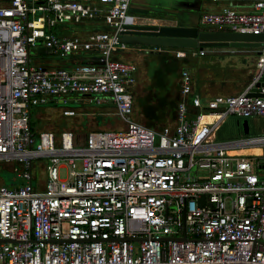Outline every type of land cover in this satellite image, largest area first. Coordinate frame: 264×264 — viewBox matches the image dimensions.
<instances>
[{
  "label": "built area",
  "instance_id": "2783aa9c",
  "mask_svg": "<svg viewBox=\"0 0 264 264\" xmlns=\"http://www.w3.org/2000/svg\"><path fill=\"white\" fill-rule=\"evenodd\" d=\"M251 1L253 13L224 9L199 23L218 33L264 34V0ZM130 3L0 0V162L17 165L22 181L0 186V264H264V135L216 140L229 116L264 118V98L247 96L256 82L202 102L182 70L175 126L136 123L137 67L114 59L126 49L124 27L134 25ZM98 19L110 32L59 38L51 31ZM39 48L92 61L71 70L35 67L30 53ZM72 95L110 103L124 129L90 133L83 147L72 131L59 140L32 132V108L60 99L62 115L74 117ZM237 149L262 153H230ZM44 159L40 189L33 162Z\"/></svg>",
  "mask_w": 264,
  "mask_h": 264
},
{
  "label": "crops",
  "instance_id": "0c3cea01",
  "mask_svg": "<svg viewBox=\"0 0 264 264\" xmlns=\"http://www.w3.org/2000/svg\"><path fill=\"white\" fill-rule=\"evenodd\" d=\"M130 7L145 14L143 17L129 15L134 18V25H153V26H174L180 22L183 26H197L200 33L205 34H224L214 31L212 28L201 26L200 17L206 13H219L224 9H232L239 13H253L251 0H131ZM59 38H87L96 33H108L103 21L98 19L92 22L83 21L79 24L71 22L58 24L51 30ZM207 48V49H206ZM199 49H166L153 47H133L127 46L123 51H118L114 55V59L131 63L137 67L135 74L136 84L132 89L133 93V120L141 125L151 129H160L162 127L175 126V111L180 100V72L187 70L191 75L193 95L201 99L202 102L212 99L216 96H236L243 93L252 83L256 81H264V69L258 67V60L263 48L252 47H206ZM40 49V48H39ZM46 53H37L35 50L30 53L31 63L35 67L43 68H64L71 70L77 65L91 64V56L74 55L68 60H61L51 55L46 49L42 48ZM228 50L230 52H228ZM183 52V58H177L176 53ZM203 52V55L200 53ZM226 54H239L249 60L248 71L243 70L245 67L229 68L230 74L226 77L220 74L219 70L210 57ZM34 58V60H32ZM205 58V60H203ZM242 65L246 64L242 62ZM195 68L198 76L197 86L195 87V76L192 68ZM259 70V71H257ZM262 76V77H261ZM235 81V82H234ZM141 85L142 91L137 93L136 86ZM145 92L146 94H143ZM139 104V105H138ZM57 101H51L47 106L49 109L57 107ZM81 102L71 104L70 106L76 110L74 117H64L62 115L63 106H59V112L63 118L68 120L67 127L61 126L59 123L50 124L47 132H52L56 139L58 134L64 131H72L75 138L78 137V143L85 140L86 136L94 132H117L124 129L122 123L116 118L114 109L110 103L100 105L102 108L98 110H87L81 106ZM44 107V106H41ZM137 107H139V115L145 113V110H157L162 118L159 124L157 119L153 123H148L147 119L142 115V122L136 119ZM33 109V108H32ZM31 109V111H32ZM166 111V112H165ZM163 112H165L163 114ZM101 117V122L98 119ZM39 116V115H38ZM37 116V121L39 117ZM110 117V118H109ZM49 118V116H48ZM47 118V119H48ZM262 118V117H255ZM31 119V113H30ZM111 119V120H110ZM245 120V119H244ZM243 120V121H244ZM248 122V119H246ZM40 122V121H39ZM65 123V122H64ZM226 124V122H225ZM224 124V125H225ZM239 125V122H236ZM122 128H117L118 126ZM216 135L218 140L219 133ZM250 133V127L248 122ZM62 129V130H61ZM70 129V130H69ZM116 129H119L116 131ZM42 130H32L38 134ZM243 128L238 132L243 135ZM83 138V139H81ZM219 141H228L227 139H219ZM237 149L231 152H238ZM255 151V152H253ZM252 154H259L260 151L254 149ZM241 155V154H239ZM253 156V155H250ZM259 156V155H254ZM35 169V168H34ZM34 176H37L34 170ZM38 180V177L37 179ZM42 189V182L39 180L36 186Z\"/></svg>",
  "mask_w": 264,
  "mask_h": 264
},
{
  "label": "rangeland",
  "instance_id": "374dc122",
  "mask_svg": "<svg viewBox=\"0 0 264 264\" xmlns=\"http://www.w3.org/2000/svg\"><path fill=\"white\" fill-rule=\"evenodd\" d=\"M128 15H133V16H138V17H143L145 14H143L142 12H139L135 9H132L130 7V9L128 10ZM143 48V47H142ZM207 49V48H206ZM37 53H46V51H44L42 48L35 50ZM34 51V52H35ZM228 52H230L228 50ZM210 61H213L216 64V68L220 67L222 68V70L220 71V74L224 76H228L230 74V69L231 68H239V67H245L243 68V70L248 71V64H249V60L246 59V57H244L243 55H239V54H226V55H219V56H215V57H208ZM32 60H34V58H32ZM64 60H68L64 59ZM203 60H205V58H203ZM242 62H244L246 65L243 66ZM230 68V69H229ZM192 72L194 73L195 76V87L197 86V80H198V76H197V72L195 70V68H192ZM259 71V70H257ZM235 82V81H234ZM143 88H141V85L137 84L136 86V91L137 93L139 91H142ZM143 93V92H142ZM143 94H146L145 92ZM57 101V107L56 108H52L49 109L47 106L44 107H34L31 111V121H32V129L34 131L36 130H42L43 131H47V130H52V128H49L50 125L49 122H51L50 124H57L59 123L61 126H66V123H68V120L66 118H63L59 112V106H62V102L60 99H56ZM69 101L70 104L74 105V101L77 102H81V106L87 110H98L100 108H102L99 105L96 104H92L89 99H84V98H80V97H76L74 95L69 97ZM76 102V103H77ZM139 105V104H138ZM139 107H137V112H136V119L138 120V122H142V115H139ZM166 112V111H165ZM163 112V114L165 113ZM40 117H39V116ZM37 116L40 118L38 122ZM49 116V118H48ZM100 117V115H98ZM146 119L148 123H153L156 119L157 122L159 124L162 123V118L159 116V112L157 110L153 111L150 109L145 110V113L143 115ZM48 118V119H47ZM110 118V117H109ZM111 120V119H110ZM244 119H238L235 116H229L226 124L224 125V127L222 128L221 132L219 133L218 136V141L219 139H227V140H232V139H236V136L238 134V132L240 131V129L242 130V122ZM98 123L101 122V117L97 120ZM65 122V123H64ZM236 122H239V125L236 124ZM249 122V127H250V133L247 135L249 137H258V136H263L264 135V118H249L248 119ZM118 126V125H117ZM117 128H122V126H118ZM62 130V129H61ZM70 130V129H69ZM119 129H116V131ZM123 130V129H121ZM60 134L57 135V137H59ZM59 139V138H58ZM83 139V138H81ZM75 146L77 147H83L84 146V141H82L81 143H78V137L75 138ZM261 151V150H260ZM255 152V151H253ZM262 153V151H261ZM260 153V155H261ZM47 165V161L44 159L42 161H35L33 162V167L35 168L34 170L36 171L38 180L34 179L32 181L33 185L36 186L37 181H41L43 182V180L45 179V166ZM17 166V165H15ZM10 170V168H9ZM1 176L3 177L5 183H2L0 181V186H15L18 184H21L22 181L17 177V174L15 172L12 171H6L3 170L0 172ZM59 177L61 179H66L67 178V172L65 169H60L59 170Z\"/></svg>",
  "mask_w": 264,
  "mask_h": 264
},
{
  "label": "water",
  "instance_id": "95a60500",
  "mask_svg": "<svg viewBox=\"0 0 264 264\" xmlns=\"http://www.w3.org/2000/svg\"><path fill=\"white\" fill-rule=\"evenodd\" d=\"M174 2V0H172ZM120 43L133 47L166 49H199L206 47L264 48V34H205L197 26L130 25L124 27ZM250 98H264V81H256L247 94ZM244 134H249L248 122H242ZM4 242L5 241H0Z\"/></svg>",
  "mask_w": 264,
  "mask_h": 264
},
{
  "label": "trees",
  "instance_id": "16d2710c",
  "mask_svg": "<svg viewBox=\"0 0 264 264\" xmlns=\"http://www.w3.org/2000/svg\"><path fill=\"white\" fill-rule=\"evenodd\" d=\"M30 127H31V130H33L32 129V121H31V119H30ZM9 168H10V170H9ZM15 168H16V166L14 164H6V163L0 162V172L3 171V170L9 171V172L10 171L15 172L14 171ZM0 181L2 183H5V181H4L3 177L1 176V174H0ZM7 187H11V186H7Z\"/></svg>",
  "mask_w": 264,
  "mask_h": 264
},
{
  "label": "bare ground",
  "instance_id": "6f19581e",
  "mask_svg": "<svg viewBox=\"0 0 264 264\" xmlns=\"http://www.w3.org/2000/svg\"><path fill=\"white\" fill-rule=\"evenodd\" d=\"M254 149H248V150H240L238 152H230L232 155H260L261 151L260 149H256V150H259L260 153L259 154H252L251 152L253 151Z\"/></svg>",
  "mask_w": 264,
  "mask_h": 264
}]
</instances>
